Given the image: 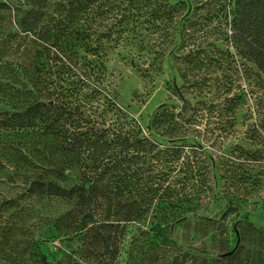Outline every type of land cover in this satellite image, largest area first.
Here are the masks:
<instances>
[{"label":"trees","instance_id":"1","mask_svg":"<svg viewBox=\"0 0 264 264\" xmlns=\"http://www.w3.org/2000/svg\"><path fill=\"white\" fill-rule=\"evenodd\" d=\"M10 1L0 0V264H117L125 241L126 264H156L158 238L175 247L180 227L222 244L207 213L227 199L218 175L250 188L259 161L225 159L223 137L239 119L254 121L241 137H264V0ZM167 59L181 84L145 133L118 83L129 70L153 84ZM48 242L55 262L40 250Z\"/></svg>","mask_w":264,"mask_h":264},{"label":"rangeland","instance_id":"2","mask_svg":"<svg viewBox=\"0 0 264 264\" xmlns=\"http://www.w3.org/2000/svg\"><path fill=\"white\" fill-rule=\"evenodd\" d=\"M10 2L14 3L13 0ZM175 83L180 85L181 80L170 59L166 60L162 72L153 84L147 85L128 70L118 83L117 102L142 125L145 133H148L147 129L158 108L169 103ZM243 108L240 116L247 115V112L253 109L252 103L245 104ZM253 122L250 120L243 123L242 119H239L236 136L223 137L226 143H224L222 156L225 159L239 164L253 161L252 159L255 158H259V161L251 172L253 184L250 188L243 185L241 181L236 184L227 181L228 173L224 171L218 175L221 177L218 191L227 199L212 200L208 205L207 213L212 218L216 217V221L220 223V226L216 224L211 229L219 228L218 233L221 234L222 244L218 243L219 237L213 233L200 239L194 227L188 229L180 227L173 233L175 247L163 249L160 246L162 240L158 238L156 264H205L199 260L195 262V255L200 257L198 259L205 258L207 255L209 259H212L217 253L229 252L233 253L229 259L214 264H264V137H241L247 132L248 125ZM190 141L193 142V140ZM239 173L240 176L242 171L239 170ZM232 194L239 199L234 207L229 202ZM57 243L48 242L39 245L40 250L50 262L60 258V252L56 248ZM124 245L117 264H126L128 261V242L125 241Z\"/></svg>","mask_w":264,"mask_h":264}]
</instances>
